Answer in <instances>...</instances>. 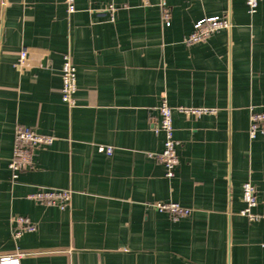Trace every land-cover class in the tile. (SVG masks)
<instances>
[{"label":"crops","instance_id":"obj_1","mask_svg":"<svg viewBox=\"0 0 264 264\" xmlns=\"http://www.w3.org/2000/svg\"><path fill=\"white\" fill-rule=\"evenodd\" d=\"M0 0V256L21 264H264V222L240 215L243 185L264 213V136L249 137L250 108L264 109V0ZM229 30L187 44L206 17ZM28 48L23 71L15 69ZM77 68L76 105L62 101L63 56ZM174 109L179 165L172 178L151 154L159 107ZM179 108L208 109L202 115ZM17 124L54 137L12 180ZM100 146L114 148L112 156ZM71 189L62 211L31 200L37 188ZM173 202L178 221L153 207ZM36 225L19 239L13 219Z\"/></svg>","mask_w":264,"mask_h":264},{"label":"built area","instance_id":"obj_2","mask_svg":"<svg viewBox=\"0 0 264 264\" xmlns=\"http://www.w3.org/2000/svg\"><path fill=\"white\" fill-rule=\"evenodd\" d=\"M68 14L77 12L76 0H65ZM260 0H245L248 13L254 15L259 7ZM149 0H144V4H148ZM162 18L166 26H170V9L166 2H161ZM232 28L231 20L228 16L206 17L193 26V31L185 38L187 44H199L207 42L216 32L220 30H229ZM28 48L23 47L20 51L15 69L22 72L28 60ZM62 101L72 109L76 105L75 95L77 92V68L73 62L71 54L67 53L63 56L62 65ZM180 112L187 115H202L209 113L208 109H187L179 108ZM160 119L159 124L154 128L156 134L164 136L163 151L159 154H151V157L156 158L162 163L166 169V176L172 178L175 175L176 168L179 165L178 146L179 142L174 136L173 115L174 109L170 107L164 99L159 107ZM249 137L254 140L258 136H264V109L256 110L255 107L250 108V124ZM54 142V137L38 133L32 127L23 124H17L15 129V137L13 144V153L9 163V169L12 173V180L17 181L20 174L32 165L33 152L36 149L50 146ZM99 151L107 156H112L114 148L100 146ZM74 191L71 189H50L39 187L28 198L47 206L57 207L62 211L69 210L72 206ZM243 201L245 207L240 212V215L246 217L249 221H263L264 213H256L258 201L256 196V188L251 182H246L243 185ZM153 207L162 213H166L173 221H178L181 218L187 217L192 213L189 208L173 202H156ZM36 230V225L32 220L25 216H17L13 219L12 235L15 239H19L25 233H32ZM26 255L17 251L12 255L0 256V264H21V260Z\"/></svg>","mask_w":264,"mask_h":264}]
</instances>
